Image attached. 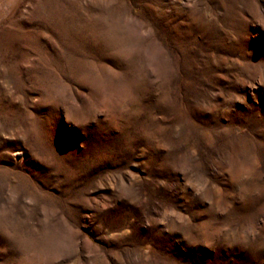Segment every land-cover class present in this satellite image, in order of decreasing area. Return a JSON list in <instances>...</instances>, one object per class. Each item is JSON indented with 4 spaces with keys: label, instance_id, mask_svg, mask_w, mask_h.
Instances as JSON below:
<instances>
[{
    "label": "rangeland",
    "instance_id": "rangeland-1",
    "mask_svg": "<svg viewBox=\"0 0 264 264\" xmlns=\"http://www.w3.org/2000/svg\"><path fill=\"white\" fill-rule=\"evenodd\" d=\"M0 264H264V0H0Z\"/></svg>",
    "mask_w": 264,
    "mask_h": 264
}]
</instances>
